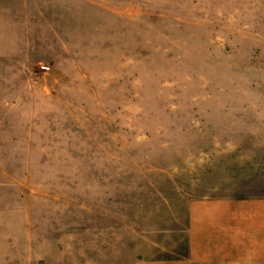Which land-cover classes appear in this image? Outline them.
I'll use <instances>...</instances> for the list:
<instances>
[{
	"label": "rangeland",
	"instance_id": "obj_1",
	"mask_svg": "<svg viewBox=\"0 0 264 264\" xmlns=\"http://www.w3.org/2000/svg\"><path fill=\"white\" fill-rule=\"evenodd\" d=\"M31 5L0 99V264L180 256L200 204L264 200V0Z\"/></svg>",
	"mask_w": 264,
	"mask_h": 264
},
{
	"label": "crops",
	"instance_id": "obj_2",
	"mask_svg": "<svg viewBox=\"0 0 264 264\" xmlns=\"http://www.w3.org/2000/svg\"><path fill=\"white\" fill-rule=\"evenodd\" d=\"M35 31L31 0H0V99L14 89L6 84L20 83ZM188 228L183 255L134 264H264V200L200 204Z\"/></svg>",
	"mask_w": 264,
	"mask_h": 264
},
{
	"label": "built area",
	"instance_id": "obj_3",
	"mask_svg": "<svg viewBox=\"0 0 264 264\" xmlns=\"http://www.w3.org/2000/svg\"><path fill=\"white\" fill-rule=\"evenodd\" d=\"M46 68H47V66H46Z\"/></svg>",
	"mask_w": 264,
	"mask_h": 264
}]
</instances>
